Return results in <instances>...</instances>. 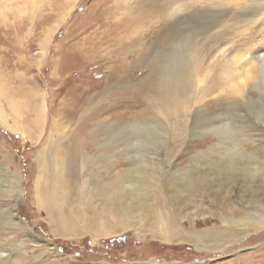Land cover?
<instances>
[{"label":"rangeland","instance_id":"rangeland-1","mask_svg":"<svg viewBox=\"0 0 264 264\" xmlns=\"http://www.w3.org/2000/svg\"><path fill=\"white\" fill-rule=\"evenodd\" d=\"M69 2L0 0V181L6 180L9 185L18 182L21 190L20 196L15 191L10 198L5 196L4 200H8V203L3 202L0 211L5 210L3 219L8 221L10 211L12 213L16 209V216L27 222L41 240H27L23 233H17L16 227L1 231L0 252L4 254H0V264H137L153 261L159 264H230L238 256L259 250L258 240L264 235V230L244 235L229 249L216 248L214 252H208L197 249L191 242H164L160 238L151 237V232L145 228L137 232L132 227H122L118 223L119 220L103 223L105 221L98 219L97 212L100 214L101 209L108 210L112 205L95 191L91 196H87V183L79 196H76L71 188L74 191L70 195L72 200L63 204L64 213L61 215L48 214L39 206L35 192L40 173L38 159L42 149L52 140H59L61 133L69 137L75 133L84 111L91 113L98 110L102 117L123 111L124 101L131 103L135 100L131 98L133 96L125 94L131 90L135 91L140 82L147 80L153 66L152 56L156 55L153 47L139 55L130 54L127 56L128 67H122L111 60V52L109 53L107 48H99V53L85 51L83 44H86V48L90 46L86 38L94 35L98 26L96 19L100 16L101 8L115 6L117 0H77L72 4ZM259 7L257 3L252 5L255 20L250 25L241 22L243 18L240 16V19L238 14L240 9L228 17L224 15L226 8L203 7L185 10L188 15L186 24L197 22V25L202 23V27L203 24L209 25L206 38L200 42L203 48L196 44L200 54V87L207 84L213 86L212 79L216 77L220 79L218 85H222L221 78L228 79L229 71L235 69V65L251 55L262 53L259 51L264 45V17L260 14L261 11L257 10ZM184 13L175 15L172 20L183 16ZM63 15L64 19L47 41L48 29ZM216 19H220L221 23H214ZM234 21L241 23L232 25ZM222 29H225V37L214 38L213 36L223 31ZM252 34L255 37H252ZM250 35L252 36L249 37ZM78 43L82 49L74 47ZM116 68H120L121 74L111 79ZM253 80L252 74L242 83L246 87V96L250 97L239 99L240 101L233 100L232 104L226 100V93L221 92V87L212 89V93L200 91V96L207 94L200 105L211 107L212 113L208 115L205 110L196 113L192 106L193 110L188 119L196 117L195 114L199 115L196 118L197 130L186 134L183 145L177 149L173 159L170 158L173 156L170 151L177 147L183 138L169 141L167 152L163 150V145H158V155L153 157L162 160L160 171L164 173L163 180L168 179L166 171L172 170L170 163H167L169 158L174 164H179L178 168H190L196 160L193 156L199 151H203L212 160L217 158L218 152L221 151L218 146L219 138L205 126L211 116H221L213 120L215 125L229 122L231 134L243 139L242 149L252 152L257 161L264 164V122H261L264 121V90L251 88L255 83ZM262 82L264 87V80ZM76 98L78 116L75 120L66 121L64 112L72 108L69 104L77 100ZM146 105L148 106V103ZM108 108L112 110L110 113ZM54 123L64 125L62 131H57ZM65 144L61 146L62 151ZM212 144H215L216 148L218 146L217 150L210 149ZM134 148L138 146L130 143L128 149L133 151ZM79 168V180L88 177L91 179V187L97 180L95 175L103 172L102 169ZM202 169L203 167L201 173L207 172L206 168ZM221 177L215 172L210 174L213 182L206 187L207 191L202 198L206 208L201 207L198 210L200 214L206 212V221L200 217L195 222L191 220L195 209L190 208L189 212L192 214L182 220L187 230H203L215 223L222 225L219 219V210L223 209L222 203H226V207L238 204V210L235 212H242V205L247 206L251 201L264 202V181L259 176L252 179L247 174L238 173L229 180ZM164 201L165 199L157 201L153 210L158 206H165L168 201ZM209 209H213L215 216L208 214ZM138 212L136 209L135 213ZM4 257L9 258V261H3Z\"/></svg>","mask_w":264,"mask_h":264},{"label":"bare ground","instance_id":"bare-ground-1","mask_svg":"<svg viewBox=\"0 0 264 264\" xmlns=\"http://www.w3.org/2000/svg\"><path fill=\"white\" fill-rule=\"evenodd\" d=\"M69 1L72 4L77 0ZM188 2L187 0H117L115 6L101 8L100 16L96 19L98 26L94 30V35L86 38L90 46L86 48V44H83L85 51L99 53V48L100 50L107 48L109 53L111 52V60L122 67H128L127 56L130 54L139 55L153 47L156 55L152 56L153 66L147 80L140 82L135 91L131 90L125 94V96H133L131 98L135 100L131 103L124 101L123 111L111 113L106 117H102L98 110H93L91 113L84 111L75 133L70 137L61 133L59 140H52L42 149L40 157L38 156L40 173L37 177L35 194L37 203L48 214H63V204L72 200L71 193L75 191L76 196H79L87 183L89 185L86 189L89 193L87 196H91L95 191L112 205L108 210L101 209L100 214L97 212L98 219L105 221L103 223L119 220L118 223L122 227H132L137 232L145 228L151 232V237L160 238L164 242H191L199 250L214 252L216 248L226 250L233 247L244 235H251L253 231L264 230L262 201L261 203L251 201L247 206L241 204L244 209H241L242 212H235L238 210V204L226 207V203H222L223 209H218L222 225L215 223L203 230H197L198 228L187 230L182 224L183 218L192 214L189 212L190 208L195 209V212L193 211L195 215L191 219L194 222L198 217L202 220L207 218L206 212L200 214L198 210L201 207L206 208L202 198L207 191L206 187L212 185L211 173H218L221 178L225 177L227 180L234 178L238 173H244L252 179L259 176L264 181V164L259 163L252 152L242 149L243 139L240 138L241 136L231 134V124L229 122L213 124V120L221 117L220 115L211 116L205 124L206 128L219 138L218 146L221 151L218 152L217 158L212 160L203 151H199L193 156L196 160L192 166L184 167L185 169L178 168L179 164L171 161L177 154V149L183 145L186 134L197 130L196 118L199 115L195 114L196 117L188 119L193 110L192 106L196 113L204 110L208 115L212 113L211 107L205 108L200 105L207 97V94L200 96L201 90L212 93V89L221 87V92L226 93V100L232 104L233 100L240 101L250 97L246 96V87L242 83L252 74L255 83L251 88L264 90L262 82L264 45L259 51L262 53L251 55L239 63L241 65H235L237 67L229 71L228 79L221 78L222 85H218L220 79L216 77L212 79L213 86L207 84L200 87L199 84L202 82L199 78L200 54L196 44L203 48L200 42L206 38L209 25L203 24L202 27V23L197 25V22L189 25L185 20L188 16L185 11L187 8L196 10L203 7L226 8L224 12L227 15H224L227 17L240 9L238 14L240 19L243 18L241 22L250 25L255 20L251 9L254 3L260 5L257 10L261 11L260 14L264 17V0H189ZM177 12L185 13L172 20L179 14ZM65 15L48 29L47 41L57 30ZM234 17L238 19V16ZM241 22L234 21L232 25H239ZM214 23L220 24L221 20L216 19ZM225 34L224 29L213 37L224 38ZM75 46L82 49L79 43ZM85 53L88 56V53ZM119 69H115L116 72L111 75V79L121 74ZM245 83L248 85L247 81ZM77 103L78 99L71 102L69 105H72V108L64 112L63 117L66 121L77 118ZM142 103L145 105L143 108ZM111 111L109 109V113ZM63 126L54 123L57 131H62ZM109 128L112 130L110 131ZM246 136L250 135L246 134ZM179 137L183 138L178 143L179 147H174L170 151L173 156L167 159L172 170L166 171L165 175L168 179L165 181L164 173L160 171L162 160H156L153 155H158L159 144L163 145V150L167 152L170 147L169 141ZM130 143H134L138 148L130 151L128 149ZM63 144H65L64 151L61 148ZM215 144L209 146L211 150L216 148ZM201 167L206 168L207 172L201 173ZM78 168L102 169L103 172L95 175L97 180L91 187V179L88 177L79 180ZM68 170L70 171L66 172ZM14 191L19 195L21 190L18 182L9 185L6 180L0 181V205L3 202L7 204L8 200H4L5 196L10 198ZM161 199L168 202L166 201L165 206H158L153 210L156 202L162 201ZM16 203L17 201L15 205ZM11 209L12 207L9 210ZM136 209L139 210L137 214ZM209 210L208 214L215 216L213 209ZM4 211H0V232L16 227L17 233L18 231L23 233L27 240L32 238L34 241H41L32 227L16 216V209L12 213L10 211L8 221L6 218L3 219ZM258 242L259 250L238 256L230 264H264V235ZM2 253L4 252H0L1 256ZM3 261H9V258L4 257ZM137 264L159 263L153 261Z\"/></svg>","mask_w":264,"mask_h":264},{"label":"snow or ice","instance_id":"snow-or-ice-1","mask_svg":"<svg viewBox=\"0 0 264 264\" xmlns=\"http://www.w3.org/2000/svg\"><path fill=\"white\" fill-rule=\"evenodd\" d=\"M261 122H264V121H261Z\"/></svg>","mask_w":264,"mask_h":264}]
</instances>
